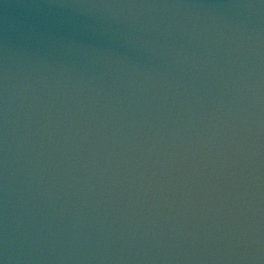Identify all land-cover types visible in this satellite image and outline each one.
<instances>
[{"label": "water", "instance_id": "water-1", "mask_svg": "<svg viewBox=\"0 0 264 264\" xmlns=\"http://www.w3.org/2000/svg\"><path fill=\"white\" fill-rule=\"evenodd\" d=\"M0 264H264V0H0Z\"/></svg>", "mask_w": 264, "mask_h": 264}]
</instances>
